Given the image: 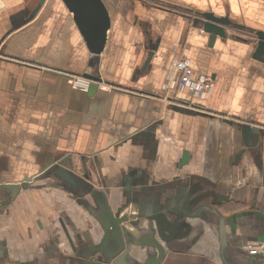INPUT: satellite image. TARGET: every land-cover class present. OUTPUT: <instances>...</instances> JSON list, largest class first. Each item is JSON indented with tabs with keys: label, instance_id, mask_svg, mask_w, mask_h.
<instances>
[{
	"label": "crops",
	"instance_id": "0c3cea01",
	"mask_svg": "<svg viewBox=\"0 0 264 264\" xmlns=\"http://www.w3.org/2000/svg\"><path fill=\"white\" fill-rule=\"evenodd\" d=\"M39 2L0 0V40L15 28L0 44V181L30 179L20 204L10 206L17 244L7 249L16 262H31L33 252L41 261L46 244L28 234L36 219L64 210L81 240L95 242L104 234L105 207L127 215L134 236L148 216H166L172 232L165 264L241 262L264 242L244 237L248 225L253 234L264 227V135L246 138L241 127L264 130V62L252 57L255 31H264V0H105L111 26L98 57L62 0H45L29 20ZM195 11L227 14L242 27L209 46L208 35L188 23ZM181 56L212 77L206 98L168 86ZM86 73L103 80L92 96ZM56 156L87 188L77 191L57 169H45ZM207 192L211 198L183 212L186 196ZM212 202L223 225L200 209ZM240 208L253 213L236 218L233 229L228 216ZM137 219L140 225L130 224Z\"/></svg>",
	"mask_w": 264,
	"mask_h": 264
},
{
	"label": "water",
	"instance_id": "95a60500",
	"mask_svg": "<svg viewBox=\"0 0 264 264\" xmlns=\"http://www.w3.org/2000/svg\"><path fill=\"white\" fill-rule=\"evenodd\" d=\"M45 0H40L39 4L35 8L32 13V16L29 18H33L37 12L42 7ZM66 7L73 12L74 20L82 33L83 37L86 40L88 49L91 54L95 56H100L105 48L107 41V33L111 26V16L110 10L105 2V0H62ZM194 16L188 18L189 25L194 26L195 28L202 29L204 33L208 35V45L213 46L216 42L217 38L227 39L231 38L229 34L230 27H242V25L234 22L227 14L226 15H216L213 11H195ZM244 28V26H243ZM15 28H11L0 40L1 42L9 35ZM256 44L255 49L252 53V57L264 62V31L256 30ZM157 50V44L155 46L151 45L147 52V57L143 65V70L146 71L151 63L152 58ZM85 78L89 80L88 84V93L90 96L94 95L100 87V84L103 82L102 78L94 75V74H85ZM242 133L246 138H250L252 133L257 131L259 134L264 135V130L258 127H252L250 124H241ZM48 171H52L57 169L56 174L60 176L61 179H67L70 181L75 190L79 191L81 188H85L87 186V182L85 178L79 177L69 171L68 169L63 167V161L60 159V156L54 157V160L47 168ZM30 179L26 177L23 180L12 182L10 180H2L0 181V188H4L10 192L13 198H15L21 191V189H28ZM87 188V187H86ZM88 190V189H87ZM212 193L207 192L203 195L192 197L191 195L186 196L182 202V209L184 213H188V211L200 204L207 198H211ZM227 196L220 195L218 196V200H228ZM217 202H212L211 205H203L200 206V209H207L213 212L216 216H218L222 222H226L225 216L222 214V211L214 205ZM187 207V208H186ZM102 215L100 217L101 224L103 226L105 237H104V249L110 247V241L112 243L114 241H118V244H125L128 247L120 246V250L117 252V255L113 257L112 264H128L127 255L129 252V244L133 241L137 245H147L148 247L153 248L157 252L154 253L153 257H151L148 264H161L162 260L166 256L167 248L163 245L160 240L166 243V245L170 241L169 233L172 232L171 222L167 219L166 216L161 214H154L152 216H148L146 220H148V224L146 229H144V238L145 244L134 240L133 232L128 228L126 222H128V216L125 214H121L122 212L116 213L112 212L105 207L102 209ZM238 214H234L230 216L232 220ZM142 217V216H141ZM160 219H162L160 221ZM142 223L141 219L133 220L130 224L137 226ZM157 237L160 239H157ZM113 239V240H112ZM110 244V245H109ZM105 251H107L105 249ZM254 259H264L263 254L253 255L251 257V264H257ZM111 260V258H110ZM103 263H107L105 260ZM110 263V262H109Z\"/></svg>",
	"mask_w": 264,
	"mask_h": 264
},
{
	"label": "flooded vegetation",
	"instance_id": "af4514ba",
	"mask_svg": "<svg viewBox=\"0 0 264 264\" xmlns=\"http://www.w3.org/2000/svg\"><path fill=\"white\" fill-rule=\"evenodd\" d=\"M29 187L28 189H21L20 193L13 198L11 193L4 188H0V212L2 214L6 213L7 210L12 206V204H16L15 202H19V197L22 195L23 191H27L30 188V182L28 183ZM17 202V203H18ZM219 209V208H218ZM239 211H236L235 209L233 212L229 213V221L232 222L233 229L235 228V225L237 222L234 220L236 218L244 217L243 219L249 218V216L253 213V210L251 208H240ZM59 217L56 219H53L52 213H47V224L44 223L43 220L36 219L35 222V228H29L28 234L32 235L34 232H36V235L38 238L42 239L44 244H46L44 247V251L42 252V262L45 263V261L51 257L52 262L56 264H112V260L117 255V252L124 246L125 248L128 247V245H125L123 243L118 244V241H110V247L104 249V234H100V239H98L95 242L86 241L85 239L82 241L80 237V233L77 227H74L73 225L68 223V219L66 218V215L64 213V210L59 211ZM62 214V215H61ZM234 214H238L235 218L232 220L230 219V216H233ZM249 224V223H248ZM183 226L187 229L189 226L185 223H183ZM147 227V225H146ZM251 230V226L248 225L246 227L245 231V238L253 239L255 241H264V227L261 229V232L257 233H250L247 231ZM139 236H134L133 239L137 240L140 243L145 244V238H144V231L140 233ZM34 237V235H32ZM157 239H159L157 237ZM198 239V236L193 239V242H196ZM113 240V239H112ZM160 240V239H159ZM145 242V243H144ZM160 242L166 246L167 252L165 258L162 260L161 264H165V261L167 259V255L169 253L170 249V242L166 245L165 242L160 240ZM51 246H55L56 250L49 253V248ZM120 246H122L120 248ZM255 246H260V248L254 253L253 255L257 254H263L264 255V242L258 243ZM254 247V246H253ZM250 249L248 250V254H242V263L240 260H235L232 263L229 259H226L225 262L227 264H251L252 262L251 257L252 253L250 252ZM157 252L151 247H148L147 245H137L133 241L129 244V252L127 255V262L128 264H148L151 257H153L154 253ZM158 253V252H157ZM32 258H35L38 262V253H31ZM111 258V260H110ZM113 258V259H112ZM106 261L107 263H103V261ZM256 260L257 264H264V259H254ZM1 264L2 261H0ZM110 262V263H109ZM36 262H27V264H35ZM54 263V264H55ZM49 264V263H48Z\"/></svg>",
	"mask_w": 264,
	"mask_h": 264
},
{
	"label": "built area",
	"instance_id": "2783aa9c",
	"mask_svg": "<svg viewBox=\"0 0 264 264\" xmlns=\"http://www.w3.org/2000/svg\"><path fill=\"white\" fill-rule=\"evenodd\" d=\"M195 13L191 12L194 16ZM174 77H171L168 86L180 92H187L194 97L206 98L212 91V77L210 75L199 74L191 65V60L185 56L176 58L174 65ZM260 246L251 247L252 254Z\"/></svg>",
	"mask_w": 264,
	"mask_h": 264
},
{
	"label": "rangeland",
	"instance_id": "374dc122",
	"mask_svg": "<svg viewBox=\"0 0 264 264\" xmlns=\"http://www.w3.org/2000/svg\"><path fill=\"white\" fill-rule=\"evenodd\" d=\"M17 204H20V203H17ZM13 212H14V209L12 207H10L6 212V215H4L8 219L7 223L4 219H2V218L0 219V240L2 239L1 244H0V261L2 258H4L5 260L2 259L3 264H20V262H16V261H18L16 259V256H18V255L16 253L11 254L7 249L10 246L14 245V243L17 244V240L14 238L15 235L17 234V231H16V228L14 227L13 223L11 222V217L13 216L12 215ZM25 231H26V228H25ZM18 235H21V233L19 232ZM28 254H25V255L27 256ZM37 259H39V258H37ZM40 260L41 261L37 262L36 259L33 258V259H30L27 261L36 262L35 264H44V262H42L41 258H40ZM0 264H1V262H0ZM49 264H51V263H49Z\"/></svg>",
	"mask_w": 264,
	"mask_h": 264
}]
</instances>
